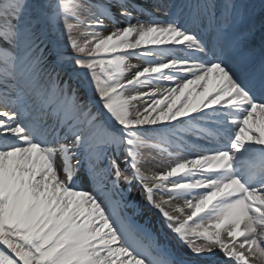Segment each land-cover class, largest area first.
<instances>
[{"label":"snow or ice","instance_id":"obj_1","mask_svg":"<svg viewBox=\"0 0 264 264\" xmlns=\"http://www.w3.org/2000/svg\"><path fill=\"white\" fill-rule=\"evenodd\" d=\"M255 13L0 0V264H264Z\"/></svg>","mask_w":264,"mask_h":264},{"label":"bare ground","instance_id":"obj_2","mask_svg":"<svg viewBox=\"0 0 264 264\" xmlns=\"http://www.w3.org/2000/svg\"><path fill=\"white\" fill-rule=\"evenodd\" d=\"M178 2H179V0H178ZM248 2H250L256 8V13H255L254 21H253L254 27H255L254 45L257 48H259L261 37H262V35H264V28L259 26V22L264 21V12H261V10H260V5H261L262 2H261V0H248ZM131 62L133 64L141 63V61H139V60H133ZM151 153H152V157L155 156V157H157V159H163L165 162H167L166 155L161 157L160 154H158V153H156L154 151H152Z\"/></svg>","mask_w":264,"mask_h":264},{"label":"rangeland","instance_id":"obj_3","mask_svg":"<svg viewBox=\"0 0 264 264\" xmlns=\"http://www.w3.org/2000/svg\"><path fill=\"white\" fill-rule=\"evenodd\" d=\"M261 2H264V0H261ZM262 23H264V21L259 22V26H261ZM145 156L146 158L151 159L152 153L151 152L149 153L148 151H146Z\"/></svg>","mask_w":264,"mask_h":264}]
</instances>
